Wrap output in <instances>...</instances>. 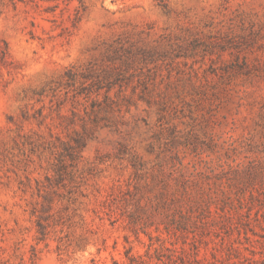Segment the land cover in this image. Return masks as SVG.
Returning <instances> with one entry per match:
<instances>
[{"label":"rangeland","instance_id":"374dc122","mask_svg":"<svg viewBox=\"0 0 264 264\" xmlns=\"http://www.w3.org/2000/svg\"><path fill=\"white\" fill-rule=\"evenodd\" d=\"M165 3L0 0V264H124L165 190L199 259L264 264V0Z\"/></svg>","mask_w":264,"mask_h":264},{"label":"trees","instance_id":"16d2710c","mask_svg":"<svg viewBox=\"0 0 264 264\" xmlns=\"http://www.w3.org/2000/svg\"><path fill=\"white\" fill-rule=\"evenodd\" d=\"M159 6L165 8V0H155ZM11 64L8 46L0 40V66ZM176 191L169 196L168 190L160 193L158 202L152 204L154 211L149 212L150 204L144 206L132 204L124 200L126 208L120 216L124 217L127 226L136 234L145 233L150 240L144 254H132V249L126 251L127 262L124 264H230L229 259H219L213 255V260L199 259V246L197 229L199 223L204 222L205 213L209 212L210 205L203 204L191 193ZM114 213V210H113ZM145 216L147 217L145 219ZM153 217H160L161 224L156 226L157 236L149 232L153 226L150 221ZM161 225H164L162 228ZM166 235L167 237H164ZM179 240L185 245L178 246ZM190 240V241H189ZM193 247L192 249L186 248ZM116 264H118L116 262Z\"/></svg>","mask_w":264,"mask_h":264}]
</instances>
